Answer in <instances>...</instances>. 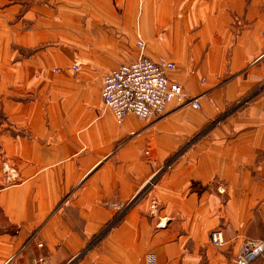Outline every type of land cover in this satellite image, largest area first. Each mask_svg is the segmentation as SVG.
<instances>
[{"label": "crops", "instance_id": "1", "mask_svg": "<svg viewBox=\"0 0 264 264\" xmlns=\"http://www.w3.org/2000/svg\"><path fill=\"white\" fill-rule=\"evenodd\" d=\"M142 54L201 107L116 121L104 76ZM262 238L264 0H0V264H233Z\"/></svg>", "mask_w": 264, "mask_h": 264}, {"label": "built area", "instance_id": "2", "mask_svg": "<svg viewBox=\"0 0 264 264\" xmlns=\"http://www.w3.org/2000/svg\"><path fill=\"white\" fill-rule=\"evenodd\" d=\"M137 47L144 51L146 44L139 36ZM176 64L166 59L153 60L141 55L136 60L123 64L104 76L101 97L103 105L110 110L116 121L122 122L129 116L149 121L162 117L172 103L201 107L198 98H190L183 87L170 80L169 73L176 70ZM149 153H146L148 156ZM159 175H154L147 187L152 186ZM224 192V189H220ZM141 195V194H140ZM135 199L134 202H136ZM211 243L222 248L226 244L223 232L215 230L210 236ZM264 263V238L247 239L234 259V264ZM35 264H51L44 257H38Z\"/></svg>", "mask_w": 264, "mask_h": 264}, {"label": "rangeland", "instance_id": "3", "mask_svg": "<svg viewBox=\"0 0 264 264\" xmlns=\"http://www.w3.org/2000/svg\"><path fill=\"white\" fill-rule=\"evenodd\" d=\"M159 59H161V58H159ZM159 59H156V60H159ZM163 59H165V58H163ZM167 60V59H166ZM169 61V60H168ZM172 62V61H171ZM174 63V62H173ZM177 67V66H176ZM148 188V187H147ZM146 188V189H147ZM144 193V192H143ZM143 193H141V195L143 194ZM140 195V194H139ZM247 240V239H246ZM238 254V253H237ZM235 259V258H234ZM234 264V263H233Z\"/></svg>", "mask_w": 264, "mask_h": 264}]
</instances>
